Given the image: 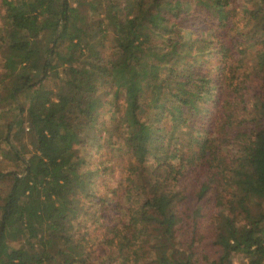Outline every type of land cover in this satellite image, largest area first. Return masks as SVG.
<instances>
[{
	"label": "trees",
	"instance_id": "trees-1",
	"mask_svg": "<svg viewBox=\"0 0 264 264\" xmlns=\"http://www.w3.org/2000/svg\"><path fill=\"white\" fill-rule=\"evenodd\" d=\"M1 157L0 264H264V0H0Z\"/></svg>",
	"mask_w": 264,
	"mask_h": 264
},
{
	"label": "rangeland",
	"instance_id": "rangeland-1",
	"mask_svg": "<svg viewBox=\"0 0 264 264\" xmlns=\"http://www.w3.org/2000/svg\"><path fill=\"white\" fill-rule=\"evenodd\" d=\"M103 92L105 91L104 89H101ZM108 97V95H107ZM107 99V98H106ZM108 105H106L103 110L105 111L106 110V107ZM104 118H105V121H108L106 120L108 118V113L104 115ZM114 136V135H112ZM111 140H116L115 136L114 137H111ZM100 154H101V157L102 158H105V159H108L110 164H111V168L112 170L110 172H105L104 175H102L101 179H102V183H111V182H115L116 185L120 186V176H124L126 175L125 174V164L126 162L123 164V165H120V158L118 157V155H116V152H114V154L112 153H109V147H106L100 151ZM0 160L2 161H6L3 157L0 158ZM233 264H240L238 262L237 259H233Z\"/></svg>",
	"mask_w": 264,
	"mask_h": 264
}]
</instances>
